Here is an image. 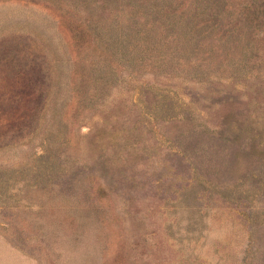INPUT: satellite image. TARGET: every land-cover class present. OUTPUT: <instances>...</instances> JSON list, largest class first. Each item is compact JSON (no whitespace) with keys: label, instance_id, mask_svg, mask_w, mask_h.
<instances>
[{"label":"rangeland","instance_id":"1","mask_svg":"<svg viewBox=\"0 0 264 264\" xmlns=\"http://www.w3.org/2000/svg\"><path fill=\"white\" fill-rule=\"evenodd\" d=\"M0 264H264V0H0Z\"/></svg>","mask_w":264,"mask_h":264}]
</instances>
